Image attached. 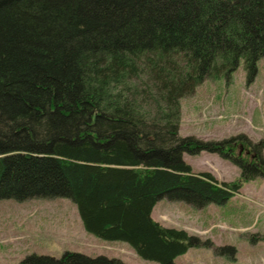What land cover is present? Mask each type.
Returning <instances> with one entry per match:
<instances>
[{
    "label": "trees",
    "instance_id": "16d2710c",
    "mask_svg": "<svg viewBox=\"0 0 264 264\" xmlns=\"http://www.w3.org/2000/svg\"><path fill=\"white\" fill-rule=\"evenodd\" d=\"M264 55V0H0V199L69 198L86 232L159 264L209 241L151 217L157 201L223 204L264 178L233 158L238 137L179 134V99L205 79L247 82ZM218 153L233 181L183 153ZM224 248L220 249L223 250ZM18 264H127L66 251Z\"/></svg>",
    "mask_w": 264,
    "mask_h": 264
},
{
    "label": "rangeland",
    "instance_id": "374dc122",
    "mask_svg": "<svg viewBox=\"0 0 264 264\" xmlns=\"http://www.w3.org/2000/svg\"><path fill=\"white\" fill-rule=\"evenodd\" d=\"M179 105L181 136L219 141L242 135L234 143L233 158L252 161L256 144L264 158V55L251 82L240 60L229 80L207 78L193 93L181 97ZM183 159L194 171L210 172L219 181H233L241 175L238 164L215 152H185ZM151 217L210 242L208 247L189 248L174 259L175 264H264L262 176L243 182L223 204L198 209L162 198ZM66 251L115 257L127 264H159L139 257L126 242L103 240L86 232L69 198L0 199V264H18L32 253L60 257Z\"/></svg>",
    "mask_w": 264,
    "mask_h": 264
},
{
    "label": "flooded vegetation",
    "instance_id": "af4514ba",
    "mask_svg": "<svg viewBox=\"0 0 264 264\" xmlns=\"http://www.w3.org/2000/svg\"><path fill=\"white\" fill-rule=\"evenodd\" d=\"M251 157H253V156H251Z\"/></svg>",
    "mask_w": 264,
    "mask_h": 264
}]
</instances>
